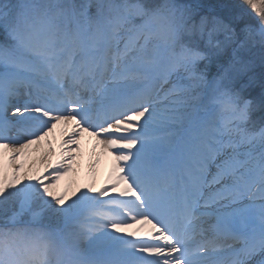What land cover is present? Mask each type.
<instances>
[{"label":"snow or ice","instance_id":"snow-or-ice-1","mask_svg":"<svg viewBox=\"0 0 264 264\" xmlns=\"http://www.w3.org/2000/svg\"><path fill=\"white\" fill-rule=\"evenodd\" d=\"M0 264H264V0H0Z\"/></svg>","mask_w":264,"mask_h":264},{"label":"rangeland","instance_id":"rangeland-1","mask_svg":"<svg viewBox=\"0 0 264 264\" xmlns=\"http://www.w3.org/2000/svg\"><path fill=\"white\" fill-rule=\"evenodd\" d=\"M207 3H217L218 0H205ZM60 135L59 128L57 129L56 133H54V140H58ZM85 135V134H84ZM89 137L88 135H85V137H82V148H83V156L81 157V164L79 167L78 175L76 176H69L64 178V180L61 181V186H63L65 183L69 182L72 179H78L80 184L83 185L86 182H89L90 175L88 172V158L89 153L91 151L92 144L94 143V139ZM98 151V150H97ZM36 153L32 154L31 159L34 160L37 158ZM107 157H104L101 159V162L99 165H97L96 173H95V186L99 188L101 185L104 184L105 179L110 171L111 165L109 164V161H107ZM31 162V161H30Z\"/></svg>","mask_w":264,"mask_h":264},{"label":"bare ground","instance_id":"bare-ground-1","mask_svg":"<svg viewBox=\"0 0 264 264\" xmlns=\"http://www.w3.org/2000/svg\"><path fill=\"white\" fill-rule=\"evenodd\" d=\"M85 135H87V134H85ZM85 135L83 137H85ZM91 140H93V139H91ZM107 159H108L107 161H109V164L111 165V163H112L111 158L110 157H107Z\"/></svg>","mask_w":264,"mask_h":264}]
</instances>
